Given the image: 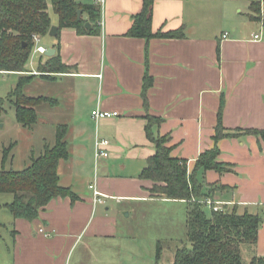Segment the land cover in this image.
I'll use <instances>...</instances> for the list:
<instances>
[{"label":"crops","instance_id":"crops-1","mask_svg":"<svg viewBox=\"0 0 264 264\" xmlns=\"http://www.w3.org/2000/svg\"><path fill=\"white\" fill-rule=\"evenodd\" d=\"M254 1L261 2L264 15V0H155L153 31L183 30L184 36L147 39L128 34L143 0H105L100 34L66 27L57 36L35 41L33 50L40 55L30 58L26 72L37 74L32 82L68 80L70 85L76 116L63 124L68 125L71 156L60 161L58 172L60 184L76 199L57 196L33 220L9 218L13 253L0 264H72L82 254L78 250L116 237L123 200L182 202L188 207L185 199L152 196V181L141 178L157 151L146 133L147 115L160 118L152 124L153 134L168 135L171 154L187 159L190 173L198 157L218 145L219 161L232 170L198 171L204 198L220 207L262 214L257 244L247 245L243 257L249 263L254 255H264V140L244 133L264 129V24L252 18ZM52 25L59 22L52 19ZM41 45L55 48L69 71L55 73L53 79L41 77L39 64L48 57L37 51ZM147 74L153 82L146 104ZM45 96L62 105L59 98ZM95 109L119 115L94 119ZM220 109L225 131L237 134L216 142ZM103 138L109 140L103 146L108 156L96 157V142ZM90 185L106 195L103 202L95 200Z\"/></svg>","mask_w":264,"mask_h":264},{"label":"trees","instance_id":"trees-1","mask_svg":"<svg viewBox=\"0 0 264 264\" xmlns=\"http://www.w3.org/2000/svg\"><path fill=\"white\" fill-rule=\"evenodd\" d=\"M49 1L59 15V30L75 28L80 34L101 33L102 8L93 0H0V71L24 73L20 76L17 86L9 93L10 100L16 106L17 120L24 126L32 127L38 121L37 106L42 103L56 105L58 100L45 96H31L25 93V87L37 74H26L27 64L35 47L34 35L49 34L52 19L49 12ZM155 0H143L142 10L135 14L134 23L128 34L132 37L175 38L184 36L183 30L158 31L152 28ZM254 14L261 13V2H253ZM82 10L81 17L78 11ZM86 22L91 27H86ZM70 66L65 64L59 53L48 56L39 64L40 76L53 79L55 73L68 72ZM150 75L145 76L144 92L152 85ZM216 127V142L228 135L221 122ZM148 123L146 133L156 145L157 151L149 158L148 165L142 170L141 178L152 181L149 191L152 196L170 199H185L187 207V238L191 246L177 247L174 261L157 264H244L242 245L257 244L259 228L263 222L260 213L249 211L239 212L236 206H224L208 214L203 200V185L197 178L200 170L215 169L220 173L232 170V166L219 161L221 153L217 144L203 152L197 159L194 170L190 173L188 161L171 154L168 135L155 136L152 124L160 118L146 116ZM68 125L59 124L55 144L46 145L39 156L33 157L31 163L22 170L0 168V193H13L14 199L6 206L15 218L33 220L39 217L47 204L57 196L76 194L60 184L58 172L61 160L71 156L70 144L67 140ZM244 133L256 134L264 140V129L248 128ZM6 159V157H5ZM208 206V205H207ZM161 244L158 245V259L161 255ZM249 264H264V255H254Z\"/></svg>","mask_w":264,"mask_h":264},{"label":"rangeland","instance_id":"rangeland-1","mask_svg":"<svg viewBox=\"0 0 264 264\" xmlns=\"http://www.w3.org/2000/svg\"><path fill=\"white\" fill-rule=\"evenodd\" d=\"M49 12L53 20L60 22L51 1ZM256 16L264 24V15L257 13ZM39 55L33 50L31 58L38 60ZM20 74L0 71V168L15 170L26 168L33 157L43 153L47 144H55L58 125L74 122L76 116L71 110L73 97L71 89H68V80L54 82L36 79L27 84L25 93L31 96L52 95L59 98L62 105L42 103L37 106L38 121L32 127L21 124L16 117V106L9 98V93L18 84ZM13 199V193H0V260L13 253L14 225L9 218L12 219L14 215L6 206ZM186 205L159 200H123L117 211L121 224L116 237L100 243L97 248L94 246L90 250H78L77 255L82 254L79 259L74 257L72 264H157L158 260L161 263L173 262L177 247L191 246L187 238ZM204 209L208 214L212 213L211 207L205 205ZM129 210H132V215L127 216ZM159 244L162 251L158 259ZM246 247V244L242 245L243 255L247 254Z\"/></svg>","mask_w":264,"mask_h":264},{"label":"built area","instance_id":"built-area-1","mask_svg":"<svg viewBox=\"0 0 264 264\" xmlns=\"http://www.w3.org/2000/svg\"><path fill=\"white\" fill-rule=\"evenodd\" d=\"M96 4H99L100 6L102 4H104L105 0H93ZM229 35L228 32L224 33L223 37L227 38ZM260 37L259 34L255 35V39H258ZM34 39L36 41L40 40V36L39 35H34ZM37 51L45 54L47 51V48L45 46H37ZM119 115L118 111H108V110H100V109H95L92 111V117L94 119H100V118H104V117H112V116H117ZM107 144H109V140L106 138L100 139L96 142V157H105L108 156V152L103 148V146H106ZM91 188H94V194H95V200L98 202H103L104 201V197L106 195H104L101 191H99L98 189L95 188L94 185H90ZM203 202H205L209 207H213L215 210L221 209L222 207L218 206L217 204H215V201H213L211 198H206L203 200Z\"/></svg>","mask_w":264,"mask_h":264},{"label":"water","instance_id":"water-1","mask_svg":"<svg viewBox=\"0 0 264 264\" xmlns=\"http://www.w3.org/2000/svg\"><path fill=\"white\" fill-rule=\"evenodd\" d=\"M78 14H79V17H81V14H82V10L81 9H79ZM86 27L90 28L91 27V23L90 22H86ZM58 30H59V27L57 25H52L51 28H50V31H49V35L57 36ZM54 53H55V48H49V49H47L45 55L46 56H52V55H54Z\"/></svg>","mask_w":264,"mask_h":264}]
</instances>
